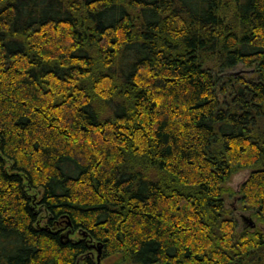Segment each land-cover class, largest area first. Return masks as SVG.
I'll list each match as a JSON object with an SVG mask.
<instances>
[{
    "label": "trees",
    "instance_id": "trees-1",
    "mask_svg": "<svg viewBox=\"0 0 264 264\" xmlns=\"http://www.w3.org/2000/svg\"><path fill=\"white\" fill-rule=\"evenodd\" d=\"M227 196L264 223V0H0V264H264Z\"/></svg>",
    "mask_w": 264,
    "mask_h": 264
},
{
    "label": "rangeland",
    "instance_id": "rangeland-1",
    "mask_svg": "<svg viewBox=\"0 0 264 264\" xmlns=\"http://www.w3.org/2000/svg\"><path fill=\"white\" fill-rule=\"evenodd\" d=\"M247 70H245V68L240 65L236 70H234V72H237V73H244L246 72ZM250 170H245V171H241V172H238L236 174H234L230 180V182L227 184L226 187L228 188H231L235 191H239L241 185L243 184V182H245V180L249 177L250 175ZM31 194L35 195L36 192H33L31 191L30 192ZM226 201H227V206L232 208L234 211H235V214L238 218V221H239V225H240V230H242L244 227H247L248 223L245 222L244 220V217L246 218H249V219H252L255 223H256V226L255 228H251L253 230L255 229H260V230H263L264 232V223H260L258 222L254 216H253V213L250 212V211H245L242 206L240 205V203L238 202L237 198H233V197H230V196H227L226 197ZM44 215L42 217V224L44 223L43 220H44ZM61 227L64 231H63V234L64 235H67L68 234V230L65 229V226L61 225L59 226ZM250 228V227H249ZM80 236L78 234H75V235H72L71 238L73 239H78ZM94 258H95V261H97L98 259V254H97V251L95 250L94 251ZM99 263L98 264H117V260L115 257H112V258H108V259H101L100 261H98Z\"/></svg>",
    "mask_w": 264,
    "mask_h": 264
},
{
    "label": "water",
    "instance_id": "water-1",
    "mask_svg": "<svg viewBox=\"0 0 264 264\" xmlns=\"http://www.w3.org/2000/svg\"><path fill=\"white\" fill-rule=\"evenodd\" d=\"M244 220H245L246 223H248L247 227H245V228H248V227L255 228L256 227V223L252 219H249V218L244 217ZM69 234H70V232L68 233V237H69ZM98 251H99L98 261H100L101 254H102L101 248H99Z\"/></svg>",
    "mask_w": 264,
    "mask_h": 264
}]
</instances>
